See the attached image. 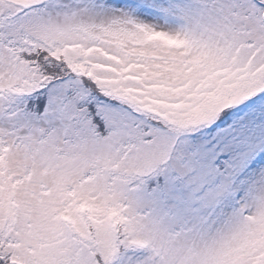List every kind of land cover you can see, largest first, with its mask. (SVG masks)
Listing matches in <instances>:
<instances>
[{
    "label": "snow or ice",
    "instance_id": "6c2138e0",
    "mask_svg": "<svg viewBox=\"0 0 264 264\" xmlns=\"http://www.w3.org/2000/svg\"><path fill=\"white\" fill-rule=\"evenodd\" d=\"M0 264H264V0H0Z\"/></svg>",
    "mask_w": 264,
    "mask_h": 264
}]
</instances>
